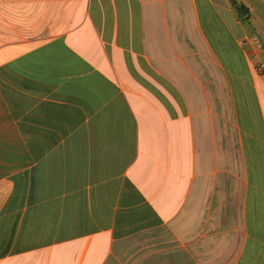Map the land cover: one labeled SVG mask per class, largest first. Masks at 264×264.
<instances>
[{"label":"crops","instance_id":"1","mask_svg":"<svg viewBox=\"0 0 264 264\" xmlns=\"http://www.w3.org/2000/svg\"><path fill=\"white\" fill-rule=\"evenodd\" d=\"M0 264H264V0H0Z\"/></svg>","mask_w":264,"mask_h":264}]
</instances>
